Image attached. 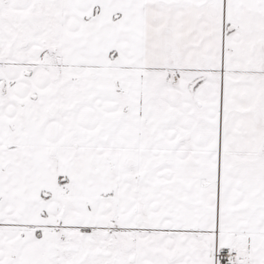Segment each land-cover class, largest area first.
<instances>
[{
    "label": "snow or ice",
    "instance_id": "6c2138e0",
    "mask_svg": "<svg viewBox=\"0 0 264 264\" xmlns=\"http://www.w3.org/2000/svg\"><path fill=\"white\" fill-rule=\"evenodd\" d=\"M0 264H264V0H0Z\"/></svg>",
    "mask_w": 264,
    "mask_h": 264
}]
</instances>
